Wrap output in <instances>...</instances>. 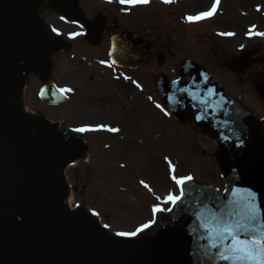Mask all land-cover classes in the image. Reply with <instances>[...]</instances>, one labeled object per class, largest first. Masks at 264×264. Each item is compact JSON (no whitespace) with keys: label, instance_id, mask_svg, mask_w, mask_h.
I'll list each match as a JSON object with an SVG mask.
<instances>
[{"label":"water","instance_id":"water-1","mask_svg":"<svg viewBox=\"0 0 264 264\" xmlns=\"http://www.w3.org/2000/svg\"><path fill=\"white\" fill-rule=\"evenodd\" d=\"M43 1L0 0V264H232L209 247L204 224L212 219L219 228L229 215L243 214L244 189L259 193L264 208L259 124L197 68L186 70L190 84L181 80L168 89L164 83L172 115L180 122L193 120L217 142L226 191L187 182L182 200L159 212L150 228L131 240L114 237L87 210L71 211L66 204L71 187L65 172L85 155L82 135L21 112L24 72L38 69L45 55L62 46L52 43L37 19ZM140 44L138 36L113 39L112 63L136 69L143 59ZM248 57H239L230 70L244 73Z\"/></svg>","mask_w":264,"mask_h":264},{"label":"rangeland","instance_id":"rangeland-1","mask_svg":"<svg viewBox=\"0 0 264 264\" xmlns=\"http://www.w3.org/2000/svg\"><path fill=\"white\" fill-rule=\"evenodd\" d=\"M198 2L200 7L204 6L203 0ZM230 2L232 17L229 31L233 35L229 37V46L223 42L224 48L233 57L242 52H259L262 50L264 37L255 33H264V0ZM143 7L144 5H137L135 8L138 33L144 30ZM221 25L226 27L228 22L222 21ZM212 31H224V28L216 26ZM183 38L187 42L183 44L181 38L183 50L176 61H168L162 68L152 65L150 70H146L143 65L132 74L124 75L120 72L115 74L119 79L118 84L111 87L104 85V92L117 102L116 109L130 115L128 122L123 123L118 132L107 130L108 127H116L115 122L94 112L101 107L92 106L99 100L97 94L88 101H80L84 106H75L79 113L94 116L95 122H91L92 124H102L105 129L100 132V136L99 133L85 134L89 152L70 167L69 181L73 187L77 185L80 204L92 214L99 213L95 216L102 224H107L115 235L119 232H134L146 224L150 225L155 208L167 211L171 207L172 204L165 201L169 194L179 195V186L171 179L168 160L175 165V175L178 178L191 175L194 177L191 182L197 187L217 192L225 189V183L215 164L216 143L204 137L192 121L179 124L156 107L157 104L161 105L154 84L159 76L165 74L169 82L176 80L179 77V62L190 60L196 55L229 97L239 100L241 105L251 110H255L257 106L256 92L252 88L246 91L243 87L244 80L239 76L218 69L205 51V42ZM215 40H219L217 34ZM197 43L203 47L202 51L193 50ZM208 59L213 65L209 64ZM197 63L201 65L200 62ZM149 80L151 90H148ZM103 84L105 83L97 79L96 88L102 89ZM149 94L151 99L147 96ZM69 109L70 107L63 112L67 116L71 115ZM81 121L70 117V124L80 126L84 122ZM77 175L78 181L75 184ZM141 181L149 185V188H145Z\"/></svg>","mask_w":264,"mask_h":264},{"label":"flooded vegetation","instance_id":"flooded-vegetation-1","mask_svg":"<svg viewBox=\"0 0 264 264\" xmlns=\"http://www.w3.org/2000/svg\"><path fill=\"white\" fill-rule=\"evenodd\" d=\"M62 1L66 2L70 14L54 6L51 0H47L40 11V17L51 31L56 30L53 32L61 39L64 48L44 58V71H28L25 74L23 105L30 114L43 117L54 124L65 123L70 127H76L70 124V117H73L82 120L81 122L84 121L80 124L82 127L97 129L100 124L91 123L95 122L94 116H85L86 113L76 111L78 107L84 106L81 102L88 101L97 94L99 100L92 106L101 107L94 112H99L101 115L98 116L115 122L117 128L122 127L123 123L128 122L130 115L120 111L119 108L116 109L117 102L104 91L106 87L119 83L115 77V72L119 70L111 65L109 59L113 37L122 35L134 38L135 35L141 34L136 32L135 7L125 8L119 2L112 0L111 2L109 0ZM198 1L173 0L172 3L166 4L163 0H151L145 5L141 50L144 54L143 65L146 70H150L152 65L162 68L168 61H176L180 58V52L183 50L181 38L183 44L187 42L183 37L205 42L207 44L205 51L218 69L225 70L232 62L231 53L226 51L223 44L225 42L229 46L230 38L222 35V33H230L232 17L230 0H221L212 17L205 18L201 22H189L186 19L188 16H195L200 11H209L214 4V0H203L204 6L200 7ZM222 21L228 22V25L222 27ZM216 26L224 28V31H212ZM78 32L83 34L74 39L70 38V34ZM216 34L218 41L215 40ZM194 49L202 51L203 47L197 43L193 46ZM250 53L252 66L241 79L244 80L243 87L246 91L252 88L256 92L255 110L247 109L255 114L264 129V44L259 52ZM190 60L201 69L205 70L207 67L196 55ZM211 60L209 64L213 65ZM97 79L105 83L102 89L96 88ZM50 84L58 90L61 88L73 90L70 93H63L67 103L51 105L42 100L41 93ZM148 84V90H151L150 80ZM47 93L50 98L55 94L50 90ZM147 96L151 98L150 94ZM69 107L71 115L67 116L63 112ZM119 118H122V122Z\"/></svg>","mask_w":264,"mask_h":264},{"label":"snow or ice","instance_id":"snow-or-ice-1","mask_svg":"<svg viewBox=\"0 0 264 264\" xmlns=\"http://www.w3.org/2000/svg\"><path fill=\"white\" fill-rule=\"evenodd\" d=\"M111 2V0H109ZM151 0H119V3L123 5H146L149 4ZM173 0H163V3L169 4ZM221 0H214L213 6L209 11L199 13L195 16H188L186 19L189 22H199L205 18L212 17L217 6L220 4ZM259 10V9H258ZM63 19V18H62ZM82 27V26H81ZM53 31H56L53 29ZM252 31V30H250ZM83 33H73L70 34V38H75L76 36L82 35ZM256 35L264 37V33H255ZM222 35H233L232 33H222ZM103 63V62H102ZM115 63V61H113ZM111 67V65H109ZM173 84H177L178 81H173ZM60 93H70L73 90L70 88H61L58 90ZM180 91H186L185 89H180ZM157 108H160L165 115H171V111L164 109L161 105L157 104ZM104 125H100L99 128H104ZM89 128L80 127L73 129L75 132H86ZM108 131L118 132L119 129L107 128ZM168 160V158H165ZM168 164L171 170V179L179 186V195H172L166 199V203L176 205L185 195L187 182L193 181L194 177L191 175L178 178L175 175V165L168 160ZM145 188H149L144 181L140 182ZM244 204L245 211L243 214L229 215L226 221H222V226L217 228L216 221L209 219L205 222L204 226L208 232L207 239L210 241L209 247L217 250V256L220 260L231 261L232 264H264V208H261L258 203L259 193L251 190L244 189ZM78 207V206H77ZM172 209L169 208L168 211ZM154 211L160 212L164 211L162 208H155ZM74 214V213H73ZM94 215H99V213H93ZM215 216V213L213 214ZM105 227H108L105 225ZM150 227V225H144L142 228L134 232H119L116 233L118 236H130L135 237L139 232L144 231V229ZM222 242V243H221Z\"/></svg>","mask_w":264,"mask_h":264},{"label":"trees","instance_id":"trees-1","mask_svg":"<svg viewBox=\"0 0 264 264\" xmlns=\"http://www.w3.org/2000/svg\"><path fill=\"white\" fill-rule=\"evenodd\" d=\"M75 178H77V176H75ZM75 201H78V194L75 195Z\"/></svg>","mask_w":264,"mask_h":264}]
</instances>
